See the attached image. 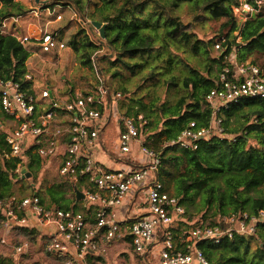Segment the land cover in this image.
Returning a JSON list of instances; mask_svg holds the SVG:
<instances>
[{
	"label": "trees",
	"instance_id": "16d2710c",
	"mask_svg": "<svg viewBox=\"0 0 264 264\" xmlns=\"http://www.w3.org/2000/svg\"><path fill=\"white\" fill-rule=\"evenodd\" d=\"M32 1L47 10L53 19L59 13L53 12L54 7L71 6L81 18L104 24V36H98L97 43L81 26L68 36L67 41L63 38V49L73 50L80 66L90 71L92 56L97 57L101 73L100 59L109 61V55H112L111 64L120 62L134 74L143 66V60H148L154 53L166 52L170 47H188L194 54L203 52L209 63L202 70L182 62L174 54V61L168 56L162 60L163 64L167 62L168 70L176 62L183 63L184 73L174 102L156 100L146 105L140 98H130L127 104H119V108L127 115L143 112L147 120L143 143L157 152L159 178L165 188L179 198L188 222L196 224L201 220L207 225L218 224L228 213L264 209V98H244L222 106L217 112L222 132L213 131L196 139L195 147L166 145L191 121L196 127L209 124L211 109L205 97L215 86L218 72L232 48L238 61L250 59L258 65L257 55H264V4L258 7L255 0H246L258 11L239 20L233 7L240 5V0ZM30 9L21 0H0V27L9 17L23 15ZM205 17L223 19L222 27L229 26L218 40L220 49L214 48L215 39L200 38L194 32V23ZM100 46H105L108 51L101 58L97 54ZM32 50H40L37 40L21 43L14 35L0 32V79L19 81L23 88H29L33 82L26 79L25 74L29 70L27 62L32 57ZM53 56L57 57L58 53L54 52ZM128 58L137 60L129 62ZM260 67L264 70V65ZM154 69L151 68L149 78L155 75ZM167 83L174 84L172 80ZM126 92L124 88L122 94ZM5 118L0 110V122ZM1 124L0 201L4 202L15 194L14 186L21 178L15 169L21 159L6 156L10 147L5 139L7 130ZM25 156L24 164L30 177H35L41 158L31 150H27ZM75 189L81 190V186L53 182L44 187V195L40 197L48 205L77 211ZM69 191L71 197L67 196ZM3 220L4 215L0 213V226ZM12 229L25 236L44 239L37 228L15 226L6 230ZM197 246L210 264H264V225L251 236L235 235L219 243L202 240ZM49 256L55 258L57 264L66 259L63 254L49 253ZM100 259L101 256H94L88 260L91 263Z\"/></svg>",
	"mask_w": 264,
	"mask_h": 264
},
{
	"label": "built area",
	"instance_id": "2783aa9c",
	"mask_svg": "<svg viewBox=\"0 0 264 264\" xmlns=\"http://www.w3.org/2000/svg\"><path fill=\"white\" fill-rule=\"evenodd\" d=\"M255 2L258 7L264 4V0ZM239 10L245 16L258 11L246 0L233 7L237 17ZM54 19L60 20L61 14L57 13ZM78 22L85 30L98 32L89 19L81 18ZM14 36L21 43L31 38ZM36 40L41 53L59 55L65 47L57 31L43 30ZM214 48L220 49L221 42L216 41ZM232 49L218 72L215 86L205 97L211 109L209 124L196 127L191 121L166 145L195 147L196 139L213 131L222 132L221 118L217 116L222 106L244 98H264V70L248 60L238 61ZM91 64L93 78L82 89L59 91L48 83L23 88L19 81L0 79V110L13 123L5 139L10 147L6 156L21 159L16 174L24 176L20 169L25 166L27 150L41 159H49L67 184L81 186L86 203L95 204L94 222H89L81 211L48 205L34 192L0 201L4 229L15 226L39 229L45 239V252L66 256L62 264H77L90 250L103 248L101 241L124 237L129 238L135 252L154 253L157 264H210L197 246L199 241L219 243L235 235L251 236L264 225V209L228 213L218 224L188 222L179 198L159 178L157 152L143 143L147 120L142 114L122 112L118 104L122 92L110 88L104 80L96 56H92ZM25 78L33 82L31 72L27 71ZM110 120L119 124L117 149L122 165L117 168L103 167L95 158L98 149L105 153L100 134ZM137 194L142 196L139 201L143 204H136L135 214L118 218L116 212L124 200L131 195L135 202ZM14 249L17 254L29 252L31 243L20 241Z\"/></svg>",
	"mask_w": 264,
	"mask_h": 264
},
{
	"label": "rangeland",
	"instance_id": "374dc122",
	"mask_svg": "<svg viewBox=\"0 0 264 264\" xmlns=\"http://www.w3.org/2000/svg\"><path fill=\"white\" fill-rule=\"evenodd\" d=\"M23 3L30 9L27 13L32 12V10H36L38 16L33 19V17L29 14H26V18L20 19V21L16 22V17L14 19H8L3 21L2 26L0 27V32L3 34H14L16 32L19 34H25L31 39H37L38 35L45 29L47 31H57L60 38H64V40L77 28L80 27L78 19H81L79 15H77L75 9L71 6L69 7H56L53 8V12H59L61 14V19L57 21H53V17H51L47 10L41 9L38 5L34 4L32 0H22ZM185 10V9H184ZM183 12V10H182ZM239 20L245 19L249 14L242 15V11H236ZM76 14V16L73 15ZM31 16V18L29 17ZM10 18V17H9ZM24 19H27L26 22ZM35 23H38L42 31L40 30L38 35H31L27 34L32 32V28L34 27ZM223 19L213 20L209 17H205L203 20L195 22L194 24V32L197 34L198 37L208 39L213 38L218 41L220 38L222 39L221 35L225 31L228 30L229 26L222 27ZM6 25V27H4ZM27 27V28H26ZM25 28V29H24ZM64 28H66L64 31ZM3 29V30H2ZM27 29V31H26ZM88 37L91 40L97 43L99 31L94 33V31H90L86 28ZM223 31V32H222ZM27 32V33H25ZM222 32V33H221ZM35 33V32H34ZM53 33V32H51ZM100 37V36H99ZM220 39V40H221ZM33 54L32 57L29 58L27 65L29 66L28 72L32 73L33 79V86H44L46 83L50 85L52 89L55 90L57 88L60 90H65L69 87L73 86L74 88H79L80 86L86 88L87 84H89V80L93 78V71H90L86 67L80 66V63L75 57L73 50L70 48H65L60 51L57 57L53 56L54 52L49 53H41L40 50L37 52L32 50ZM216 51L214 50V53ZM108 53L105 46H100L97 50V54L100 56H104V54ZM173 54L176 55L179 60H183L182 62H187L194 67L199 69H204L209 63L206 55L203 52L198 54H194L188 47H170L168 51L162 53H154L151 58L148 60L142 61V67L137 68L135 73H131L128 69L125 68L120 62H115L114 64L110 63V60H114L112 55H109L110 60L107 59H100L99 66L102 68V76L104 80H106L107 84L112 89H117L123 92L125 88L127 90L126 93H123L122 98L118 101V104L124 103L127 104L130 98H140L144 104H149V102L156 100L163 101L169 100L174 102L180 84V77L184 73L183 63L176 62L171 69H167V62L163 64L162 60L167 58H171L173 61L175 57ZM127 59V58H125ZM137 59L128 58L129 62H134ZM248 61L250 59H247ZM258 66L264 65V55L259 54L256 58ZM140 62V61H139ZM155 68L152 70L154 72V76L149 78V73L151 72V68ZM116 72V74L114 73ZM114 73V74H113ZM169 80H172L174 84L167 83ZM64 92V91H61ZM123 112V110H121ZM143 114V112L139 113ZM9 126L13 127L12 122H6L4 119L2 120ZM10 131V130H9ZM116 136V135H115ZM114 138V145L113 151L111 152L112 156L110 158L111 161H117L116 159H121V153L116 148V138ZM21 177L19 181L16 182L14 186L15 194L18 195H25V193L41 192V189L46 185H49L53 182H59L60 175L57 170L52 168V162L50 160H43L41 159L40 167L38 168V172L36 176L30 178ZM21 180V181H20ZM34 183L36 186L35 190H31V184ZM27 187V191L26 188ZM16 188L18 189L16 191ZM42 193V192H41ZM138 199V198H137ZM133 203L129 202L126 206H132ZM186 219V218H185ZM187 223V222H183ZM13 230V229H12ZM5 237L6 243H0L6 245L4 249L7 252V255L13 260L14 256V246L18 244L20 241H29L33 248V252L36 255L45 254L42 251L45 249V239L34 237L32 236H25L22 233L17 231H3L2 227L0 226V238ZM10 245H7V244ZM254 246V245H253ZM45 251V250H44ZM48 254V253H47ZM150 254V253H149ZM132 257V254H130ZM156 255L150 254L149 257L155 261ZM24 258L29 257V254L23 256ZM37 258V257H36ZM48 260V258H45ZM53 259V258H52ZM52 259H49L53 262ZM45 261V260H44ZM49 261V262H50ZM115 261V257H110L109 255H105L104 263L105 264H112ZM22 262V261H21ZM40 263L43 264V260H40ZM22 264V263H21ZM154 264H156L154 262Z\"/></svg>",
	"mask_w": 264,
	"mask_h": 264
},
{
	"label": "crops",
	"instance_id": "0c3cea01",
	"mask_svg": "<svg viewBox=\"0 0 264 264\" xmlns=\"http://www.w3.org/2000/svg\"><path fill=\"white\" fill-rule=\"evenodd\" d=\"M22 1V0H21ZM23 2V1H22ZM58 7V6H57ZM56 7H54L55 9ZM26 14H29L33 17V19L35 17L38 16L36 10H32V12L30 13H25L23 15H20V16H17L16 17V22L17 21H20V19H22L23 17L26 18ZM31 16H29L31 18ZM14 19L13 17H10L8 19ZM6 19V20H8ZM6 20H5V23H6ZM23 20V19H22ZM26 22L28 21L27 19H24ZM53 21H57L55 19H53ZM6 27V25L4 26ZM27 28V27H26ZM32 28V32L30 33H27L28 35L31 34V35H38L40 30L42 31L43 29H41V27L39 26L38 23H35L34 27H31ZM25 29V28H24ZM3 30V29H2ZM44 30H47L44 28ZM27 31V29H26ZM35 32V33H34ZM21 34H19L18 32H16V36H20ZM22 35H25V34H22ZM39 36V35H38ZM36 40V39H35ZM83 87H79V88H74V89H82ZM119 109V108H118ZM121 110V109H120ZM6 122H12L11 121V118L6 116V118L4 119ZM2 123V124H1ZM1 126L3 128H5L7 131L11 130L12 127L9 126L4 123L3 121L0 122ZM118 133H119V124L115 121V120H110L108 122V124H106V126L101 130V134H100V138H101V142H102V145L104 147V152H101L97 151V154L95 156L96 158V161L99 162L103 167H107V166H112L114 168H117L118 166H121L122 162L120 159H116L117 161H111L110 158H111V152L113 151V146L114 143V136L116 138V148H118ZM43 160H49V159H43ZM24 178H26L24 176ZM22 178V179H24ZM30 178V177H28ZM59 182H62L64 184H67L63 178H59ZM19 181V180H18ZM21 181V180H20ZM50 185V184H49ZM31 187L32 189L31 190H35L36 186L34 185V183L31 184ZM26 191H27V187L25 188ZM18 189L16 188V191ZM42 192V193H41ZM41 192H39V195H44V187L43 189H41ZM34 192H31L30 194H32ZM15 196H25V195H29V193H25V195H18L17 193L14 194ZM67 196L68 197H71L72 194L71 192L69 191L67 193ZM131 195H129L125 200L124 202L122 203V205L120 206L119 209H117V217L122 219L123 217H125L126 215H131V214H135V209H136V204H143L142 201L143 198L141 195H138L137 194V198H134L135 199V202L131 199ZM78 200V199H77ZM140 200V201H139ZM140 203H139V202ZM131 202L133 203L132 206H129L127 207L126 205ZM77 204V211H81L85 217L88 219L89 222H94L95 220V216H94V211H95V204H92V203H86L83 199H80L78 200V202L76 203ZM2 227V226H1ZM3 231H8L6 229H4L2 227ZM11 231H15V230H10L9 232ZM1 239H4V242H1ZM6 238L5 237H1L0 238V243H6ZM102 243H100V245L103 247L101 249H99L98 247V251L96 250H90L84 258L81 259V261H78L77 264H94L96 261H100L102 264H105L104 263V257L105 255H109L110 257H115V261L112 262V264H154V262L157 264V256L156 257V260L153 261L150 257H149V253H144V254H139L137 252H135L132 248V246L130 245V242H129V238L128 237H124V238H118V239H114V240H111L109 242H104L101 241ZM20 243V242H19ZM7 245H10L9 243ZM6 248V245L4 244H0V264H18V263H22V264H31V263H35V264H42L40 263V260H43V264H57L54 259L55 258H51L49 256V253L47 254V252H45L44 250L42 251L45 252V254H40V255H36V253L33 252V248L31 246V249L29 252H26V253H23V254H17L15 249H14V256L15 258L13 260H10L11 258L7 255V252H5V249ZM27 254H29V257L27 258H24L23 256H26ZM132 254V257L131 255ZM94 256H101V259L100 260H96V261H91V263L89 262V257H94ZM45 258H48L45 259ZM49 259H52V261H50ZM45 260V261H44ZM22 261V262H21ZM50 261V262H49Z\"/></svg>",
	"mask_w": 264,
	"mask_h": 264
},
{
	"label": "water",
	"instance_id": "95a60500",
	"mask_svg": "<svg viewBox=\"0 0 264 264\" xmlns=\"http://www.w3.org/2000/svg\"><path fill=\"white\" fill-rule=\"evenodd\" d=\"M91 24L92 26H94L96 29H98L99 31V36L103 38L104 34H103V31H104V24L99 22V21H95V20H92L91 21ZM21 173H23V175L28 178L30 177V172L27 170L26 166L22 165L21 166V169H20ZM75 194H76V199L80 200L83 198V194L80 190L78 189H75Z\"/></svg>",
	"mask_w": 264,
	"mask_h": 264
}]
</instances>
